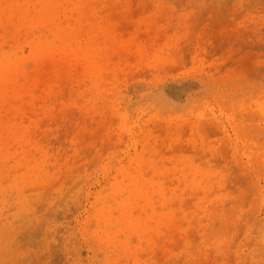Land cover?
Returning <instances> with one entry per match:
<instances>
[{
	"label": "rangeland",
	"instance_id": "obj_1",
	"mask_svg": "<svg viewBox=\"0 0 264 264\" xmlns=\"http://www.w3.org/2000/svg\"><path fill=\"white\" fill-rule=\"evenodd\" d=\"M5 233L4 264H264V0H0Z\"/></svg>",
	"mask_w": 264,
	"mask_h": 264
},
{
	"label": "bare ground",
	"instance_id": "obj_2",
	"mask_svg": "<svg viewBox=\"0 0 264 264\" xmlns=\"http://www.w3.org/2000/svg\"><path fill=\"white\" fill-rule=\"evenodd\" d=\"M5 236H7V234H0V253H14L16 251V249H11V245H9L10 243L8 242V238H4ZM9 245L10 249L7 248V246ZM12 258V256H11ZM0 264H4L3 259H1L0 256Z\"/></svg>",
	"mask_w": 264,
	"mask_h": 264
}]
</instances>
